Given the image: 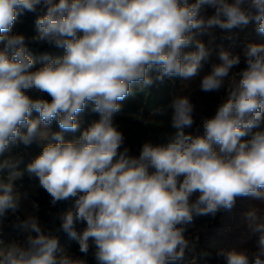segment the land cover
<instances>
[{"label": "clouds", "instance_id": "obj_1", "mask_svg": "<svg viewBox=\"0 0 264 264\" xmlns=\"http://www.w3.org/2000/svg\"><path fill=\"white\" fill-rule=\"evenodd\" d=\"M26 13L36 14L31 38L13 32ZM253 22L264 36V0H0V226L24 202L33 209L19 223L18 240H0V264H87L83 257L93 249L98 264H197L207 253L196 252L198 236L185 235L194 216L215 218L237 198L264 201V43L244 47L239 73L233 69L241 55L220 46V62L199 87L227 96L193 131L196 109L188 96L167 106L173 131L166 142L146 141L138 156L116 123L128 97L166 78L200 74L212 50L198 35L218 27L232 39V30ZM29 43L63 54L44 53L35 68ZM89 105L99 118L66 141ZM131 115L149 124L142 111ZM54 120L59 131H51ZM34 141L46 143L20 169L13 148ZM25 173L51 206L69 203L55 233L35 214L38 202L17 189ZM245 224L254 247L220 249L225 264H264L260 209L247 211ZM61 232L77 240L83 257L60 246Z\"/></svg>", "mask_w": 264, "mask_h": 264}, {"label": "trees", "instance_id": "obj_2", "mask_svg": "<svg viewBox=\"0 0 264 264\" xmlns=\"http://www.w3.org/2000/svg\"><path fill=\"white\" fill-rule=\"evenodd\" d=\"M208 10L213 13V10ZM210 11L208 12V16H210ZM35 19L36 14L33 13H26L20 16L17 23L14 25L13 32L23 34L25 37L31 38L36 34ZM29 48L36 60L35 68L43 66V62L40 60V56L42 54L49 53L53 56L63 54L62 49H58L54 46L48 45L47 43H29ZM178 79L179 78H166L163 82L157 81L145 92H138L135 97L130 96L121 102L122 111L117 115L116 122L118 125L121 124L120 130L125 136V146L130 148L132 155L138 156L143 143L146 141H150L153 144L166 142V134L173 131L170 127L171 114H169V112H171V110L165 115H156L150 119L146 116L148 115V112H152L153 109L161 107L166 108L170 104V95L176 88ZM188 97L191 99L196 109V124L193 126V129L188 130L193 131L200 124L198 123L199 117H211L215 114L214 106L218 103L219 95L215 92L205 93L198 88L197 90L192 91ZM141 111L145 119H148L149 124H145L132 117L131 114L141 113ZM79 115L80 119L78 122L80 127L83 129H86L94 120L99 118L98 114L92 111L91 105H89L84 112ZM124 122H127V124ZM261 129L264 130V124H262ZM37 155L38 153L34 150H30L27 153L20 155L22 156V162L19 165L20 169H24L26 165ZM19 182L22 183V190L25 192L27 191L25 187L27 184H36L38 183V180L36 178L29 177L25 173ZM29 196L32 200H36L39 204V211L35 214L38 215L41 224L46 226L48 230L55 233V230L60 225V215L69 207V203L59 202L57 205L51 206L49 202L50 197L43 189L40 188H37L34 194H29ZM83 228V224L78 225V232L82 231ZM58 235L60 236V246L62 248L73 256L83 257V254L79 252L77 240L70 238L62 232ZM196 252L207 253L206 256L198 259L197 264H214L220 261L216 253L205 247H198ZM83 258L86 259L87 264H98L94 257V249L90 250L87 257ZM223 264H225V261H223Z\"/></svg>", "mask_w": 264, "mask_h": 264}, {"label": "rangeland", "instance_id": "obj_3", "mask_svg": "<svg viewBox=\"0 0 264 264\" xmlns=\"http://www.w3.org/2000/svg\"><path fill=\"white\" fill-rule=\"evenodd\" d=\"M204 13L205 19L208 17V12ZM211 12V11H210ZM212 13V12H211ZM210 13V15H212ZM232 39H227L228 33L219 29L218 27L209 28L203 34L198 35V38L202 40L211 51V56L204 66L200 74L192 80H181L178 79L176 88L172 91L170 99L177 96H188L192 91L197 90L200 85L202 77L211 71V65L213 63H219L218 51L220 46H223L225 50L231 52L232 54L241 55V64L233 69L236 73L241 72L246 65L243 62L242 52L244 47L248 43H264V36H261L255 32V24L250 23L249 26L241 31L239 29H234ZM240 76H236V82L239 83ZM219 95L218 103L214 106V111L217 106L222 102V99L226 98L227 92L222 89L219 92H215ZM45 99H51L46 94ZM167 109V112L171 109ZM171 114V112H169ZM38 113H33V118L37 117ZM147 118H153L152 112H148ZM201 117L198 118V123L201 121ZM80 119V115L77 118ZM125 121V120H124ZM117 123V122H116ZM127 124V122H124ZM123 123V124H124ZM125 125V124H124ZM126 126V125H125ZM121 124L119 125V128ZM51 131H59V126L57 121H53L50 126ZM84 129L80 127L77 132H67L64 134L65 140H72L78 138ZM46 141H34L29 146H24L20 144L18 147L13 148V153L22 155L30 150L36 151L38 154L42 151L43 146ZM23 178V177H22ZM21 178V179H22ZM20 179L15 181L16 187L19 191L22 190V183L19 182ZM38 183L27 184L25 187L29 194H34ZM30 197V196H29ZM30 200L32 198L30 197ZM260 209V214L264 216V201L253 200L251 198H237L235 206L230 211H221L217 214L215 218L210 216H194L193 222L187 226V231L185 233L186 237L193 239L199 237L196 250L198 247H205L212 250L214 253H218L220 249L225 250H244L254 247L255 236L251 235L246 224H245V213L251 208ZM32 207L30 202H24L23 208L15 214L9 213L7 219L4 220L3 225L0 226V240L4 242H11L12 240H18L21 236L19 223L23 220L28 213H31ZM218 255V254H217ZM220 261L214 264H223V257L219 256Z\"/></svg>", "mask_w": 264, "mask_h": 264}]
</instances>
